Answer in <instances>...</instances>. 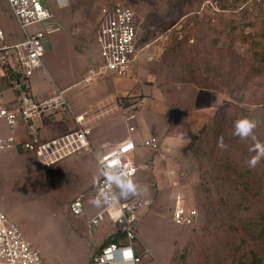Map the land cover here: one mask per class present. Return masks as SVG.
I'll return each mask as SVG.
<instances>
[{"label": "rangeland", "instance_id": "rangeland-1", "mask_svg": "<svg viewBox=\"0 0 264 264\" xmlns=\"http://www.w3.org/2000/svg\"><path fill=\"white\" fill-rule=\"evenodd\" d=\"M115 1L132 7L139 43L147 46L123 75L106 71L92 82L81 81L82 72L90 66L88 60L97 55V25ZM54 3L52 17L62 28L49 33L52 49L44 54L43 66L29 77L35 96H48L47 92L56 87L63 89L74 112L86 111L92 137L111 144L127 138L132 132L130 125L137 129L129 136L135 141H143L149 134L162 141L167 130L183 135L182 141L170 149L162 141L164 156L177 160V175L167 177L152 164L142 167L147 153L140 152L134 161L138 173L128 179L136 186L137 196L152 199L151 205L140 212L133 242L145 251L144 260L150 259V264H180L177 256L188 246L192 264H249L252 252L258 256V264H264V158L249 167L252 155L246 157L247 153H257L256 146L264 151V0ZM17 22L6 0H0V26L6 41L24 39ZM42 27L41 22H35L26 30L30 34ZM145 50L154 55L152 60ZM5 93L14 96L11 89ZM129 94H138L134 98V102L140 99L138 107L119 104L118 96ZM130 98L125 105L130 104ZM130 114L135 118L127 120ZM69 117L50 116L45 127L53 135L60 134L68 127ZM242 118L256 122L247 138L234 134V123ZM55 119L59 121L54 123ZM40 122L38 116L33 117L35 125ZM10 134L16 140L22 133L17 125L9 126L0 119V135ZM221 138L225 147L218 145ZM97 141L94 139L95 147ZM203 148L210 152L207 150L201 158V167L196 153L202 154ZM230 158L253 170L255 184L248 191L242 190L240 198L234 183H227L219 194L210 185L205 195L203 188H198L202 169L225 167ZM91 160L87 148L52 164L42 163L34 150L0 149V207L38 248L43 264L92 261L95 248L88 249L97 247L98 240L111 231L110 225L105 223L102 228L100 223L92 236L83 217L69 210L70 199L83 188L88 216L104 206L93 186L86 187L79 180L82 176L91 180L98 174ZM172 178L179 180V186L166 188ZM173 188L198 207L197 224L173 221ZM211 196L220 205L225 200L233 210H222L203 229ZM96 198L99 206L90 203Z\"/></svg>", "mask_w": 264, "mask_h": 264}, {"label": "built area", "instance_id": "built-area-1", "mask_svg": "<svg viewBox=\"0 0 264 264\" xmlns=\"http://www.w3.org/2000/svg\"><path fill=\"white\" fill-rule=\"evenodd\" d=\"M47 1L6 0L25 37L18 42H8L0 26V84H4L0 86V119L9 126L24 120L28 136L23 140H15L12 134L0 135V149L12 147L17 150H34L42 163L52 164L70 153L87 148L101 169L95 191L102 196L104 205L89 222L93 225L107 220L114 227L113 238L95 254L93 264H140L142 255L134 252L133 242L140 212L149 207L152 201L148 197L121 195L125 188L118 183L137 173L134 154L138 145L132 138L125 137L116 143L95 147L92 144V127L86 121V111L74 112L63 89L56 87L44 98H38L32 92L29 77L34 70L43 66L44 54L52 49L49 33L61 28L53 20L51 6ZM35 22H41L43 27L29 34L26 27ZM137 23L135 12L127 3L115 1L110 6L95 33L97 55L89 60L90 66L86 68L81 80L89 83L106 71L123 75L135 65L133 63L139 52H143L147 46L139 43ZM7 89H11L14 96L6 95ZM68 115L71 127L52 137H42L32 120L34 116L42 120L50 119V116L62 119ZM134 118V114L126 116L127 120ZM128 128L130 131L135 130L133 125ZM141 146L154 150L158 158L164 157L162 141L154 135L146 137ZM82 198L83 192L70 199L68 206L71 214L84 213ZM172 203V218L176 224L192 225L197 222L200 211L195 204L188 203L184 193L174 191ZM0 264H43L38 248L29 243L19 226L11 222L1 207Z\"/></svg>", "mask_w": 264, "mask_h": 264}, {"label": "crops", "instance_id": "crops-1", "mask_svg": "<svg viewBox=\"0 0 264 264\" xmlns=\"http://www.w3.org/2000/svg\"><path fill=\"white\" fill-rule=\"evenodd\" d=\"M48 2V4L51 6V9H52V7L53 6H55L54 4V2H55V0H48L47 1ZM55 18V17H54ZM104 18V17H103ZM60 26H61V28H62V25L61 24H59ZM98 25H99V23H98ZM98 25H97V27H98ZM60 28V29H61ZM59 29V30H60ZM56 31H58V30H56ZM56 31H54V32H56ZM6 36V35H5ZM6 40H7V37H6ZM13 42V41H12ZM16 42H18V41H16ZM145 53H147L146 52V50H145ZM147 55H148V58L150 59V60H152L153 58H154V55L152 54V53H147ZM151 56H152V58H151ZM90 60V59H89ZM89 60H88V62H89ZM141 60H143V58L141 59ZM87 67V66H86ZM85 67V68H86ZM84 73L85 72H82V76L84 75ZM80 81V79L78 80V82ZM82 81V80H81ZM92 82V81H91ZM74 83H76V82H74ZM49 92H50V90L47 92L48 93V95H49ZM52 93V92H51ZM138 94H129V95H127V96H124V97H122L121 98V96L119 95L118 96V98H117V101L119 102V104L121 103L122 105H124V106H133V107H138L137 106V104H138V100H140V99H137V101L136 102H134L135 100H134V98H135V96H137ZM44 97H47V96H44ZM44 97H38V98H44ZM128 97H131L130 98V101H129V103L130 104H127V105H125L126 104V98H128ZM89 110V109H88ZM79 111V110H78ZM97 111H95L94 110V114L96 113ZM49 119V117L48 118H46V119H44V118H42V120H40L41 122L40 123H38L37 124V126H38V130L40 131V133H41V136L42 137H46V136H50V137H52V136H55V135H59V134H51L50 133V131L45 127L50 121L48 120ZM32 120H33V118H32ZM65 120V119H64ZM49 121V122H48ZM57 121H59V120H57V119H55L54 120V123L55 122H57ZM52 123V122H51ZM90 122L88 121V124H89ZM90 125V124H89ZM17 126L19 127V129H20V131H21V135L20 136H18V137H20L19 139H17L16 138V140H23V139H25L27 136H28V134H27V131H26V129H27V126H26V123H25V121L24 120H20L19 121V123L17 124ZM91 126V125H90ZM71 127V121H69V125H68V127L65 129V131H63L62 133H64V132H66V131H68V129ZM137 130V129H136ZM136 130H134V131H132V132H130L129 133V136H132V133L133 132H135ZM62 133H60V134H62ZM151 135H153V134H151ZM150 134L149 135H145V137H143V139H145L146 137H148V136H151ZM128 136V137H129ZM155 136V135H154ZM183 135H181V133H177V132H175V133H173V131H168L167 130V132H166V134L164 135V136H162V141L167 145V146H169V149L170 148H172L171 146H173V147H175V145H176V142L177 143H179L180 141H182V139H183V137H182ZM127 137V138H128ZM124 138V137H123ZM123 138H121V139H123ZM94 139H96V140H98L97 142H98V146L100 145V144H107V143H111V141H102V139L101 138H95V137H92V144H94L93 142H94ZM134 140V139H133ZM119 140H116V142H118ZM135 141V140H134ZM142 141V140H141ZM141 141H135L136 142V144L138 145V147H137V149H136V151H135V154H134V161L136 160V157H137V154L138 153H147V155H146V157H145V159H144V163H142L141 164V166L142 167H144L145 168V166H147V167H150V165L152 164L153 165V169H155V170H157V171H160V172H163V173H166L165 175L168 177L169 175H171V176H175V175H177V170L175 169V167H174V165L176 164V162H177V160L175 161V158L173 159L172 157H169V156H164V157H161V158H154V155H155V153H154V150H152L151 148H149V147H147V146H141ZM115 142V143H116ZM88 151V150H87ZM89 152V151H88ZM75 153V152H74ZM78 153V152H77ZM79 153H81V151L79 152ZM90 154H91V156H92V158H93V160H91V163L95 166V168H97V172H98V174H96L95 176V178L94 179H91V180H93V181H91V180H89V179H87L86 178V176H82V177H80L79 178V180H80V182H82V183H86L85 184V186L86 187H89L90 185L91 186H93V189H95V186H96V183H97V180H98V178L100 177V174H101V169H100V167H98V165H97V163H96V161H95V159H94V157H93V155H92V153L91 152H89ZM70 154H73V153H70ZM69 156V155H68ZM67 157V156H66ZM65 158V157H64ZM174 160V161H173ZM137 163V162H136ZM157 168V169H156ZM152 169V170H153ZM171 171H173L174 172V174H170V172ZM137 173H138V171H137ZM136 173V174H137ZM135 174V175H136ZM134 175V176H135ZM142 175H144V174H142ZM91 182H93V183H91ZM176 182V184H174ZM91 183V184H90ZM179 184H180V182H179V180L178 179H175V178H172L171 179V182H170V184L167 182V184L165 185V187L166 188H168V187H170V185L171 186H173V187H178L179 186ZM84 189L85 188H83V190L82 191H80L79 193H81V192H83V197H84V194H85V191H84ZM174 190L176 191V188H173L172 190H170V195H172V193L174 192ZM79 193H77V194H79ZM76 194V195H77ZM129 194V193H128ZM75 195V196H76ZM131 195H136V193H133V194H131ZM74 197V196H73ZM72 197V198H73ZM149 198V197H148ZM172 198V197H171ZM151 199V198H150ZM151 201H152V199H151ZM70 202V201H69ZM152 203V202H151ZM151 205V204H150ZM84 206H85V204H84ZM85 211H86V206H85ZM85 211H84V213L82 214V215H74V216H78V217H83V220H84V223H85V225L87 226V229H90L89 231H90V233H91V235L92 236H94L95 235V233H96V231H97V227H98V225L100 224V223H102V228L104 227V226H106V224H108V225H110L111 226V231L108 233V235L106 236V237H102V239H100V240H98V242L100 243L97 247L96 246H91L89 249H88V251H91L90 249H93V248H95V250H93L94 252H95V254L101 249V247H102V245L103 244H105L106 242H108V239L109 238H113V225L109 222V221H107V220H102V222L100 221L98 224H91L89 221V219L91 218V217H93V216H88L87 215V213H85ZM106 223V224H105ZM101 229V228H100ZM134 246V245H133ZM134 252L136 253V254H138V255H142V259H141V263L142 264H150V259H149V261H148V259H147V261H145L144 260V256H143V251H142V249H140L139 247H135L134 246ZM144 250V249H143ZM90 261L88 260L87 261V263L85 262L84 264H88ZM153 262H156V261H153ZM140 263V264H141Z\"/></svg>", "mask_w": 264, "mask_h": 264}, {"label": "trees", "instance_id": "trees-1", "mask_svg": "<svg viewBox=\"0 0 264 264\" xmlns=\"http://www.w3.org/2000/svg\"><path fill=\"white\" fill-rule=\"evenodd\" d=\"M3 85L4 84H2V83L0 84V86H2V87H3ZM207 132L208 131H206V129L203 130L204 134H206ZM207 150H209V149L203 148L202 154L196 153V156L198 158H200L199 164L201 167H204L203 166L204 162L201 160V158L207 153ZM209 152H210V150H209ZM233 152H236V150ZM251 155L255 156V155H257V153L256 154L255 153H247L246 157L249 158ZM224 166L225 167L213 166L212 170H210V171L208 170L209 167H206L203 169L201 168L203 172H201V175H200L201 179L198 183V188H200V186H201V188H203L205 195H206L209 192L210 185H212L214 187V190L216 191V194H219L227 183H230V184L232 183V185L234 183L235 184L234 188L237 191L239 198L242 197L240 194L241 191L242 190L248 191L250 189V187L253 184H255V182H256V177L254 176L255 173L248 166L240 165V163L236 159H233V158L228 159V161L225 162ZM218 199L221 200L220 198H218ZM208 202H209L210 206L207 209V213H205V217H206L205 219L206 220L204 222L203 229H205L206 225L209 224V221L212 220L214 216L219 215V213H221L222 210H224V211L233 210V207L229 206V203L226 202L225 200H224V205H222V204L220 205L211 196V197H208ZM239 203H240V201H239ZM198 221L199 220H197V222ZM197 222L192 224V225L197 224ZM197 236L202 237L201 234H198ZM111 239L112 238H109L108 241ZM190 249L191 248L186 246L185 249L178 254L177 257H178L180 264H192L193 263L192 257L188 251ZM232 260H233V258H232ZM213 263H215V262H212V264ZM258 263H260L258 256L254 252H252L249 264H258ZM88 264H93V260L90 261Z\"/></svg>", "mask_w": 264, "mask_h": 264}, {"label": "clouds", "instance_id": "clouds-1", "mask_svg": "<svg viewBox=\"0 0 264 264\" xmlns=\"http://www.w3.org/2000/svg\"><path fill=\"white\" fill-rule=\"evenodd\" d=\"M63 3L67 4V0H63ZM242 125L244 126L242 128ZM256 127V122L253 120H249L247 118L238 119L234 123V134L240 135L241 138H247L249 134L252 133V131ZM218 145L220 147H225V145L222 142V138L218 140ZM262 146H256L257 155L252 156L248 163L249 167H255L257 163L260 162L262 158H264V151H261ZM111 179H115L111 177ZM118 183L122 184L124 188L127 190L126 192L122 189L121 195H127L128 193H135L136 186L132 183L131 180H122L118 181ZM90 203L99 206L100 200L98 198L90 200Z\"/></svg>", "mask_w": 264, "mask_h": 264}, {"label": "snow or ice", "instance_id": "snow-or-ice-1", "mask_svg": "<svg viewBox=\"0 0 264 264\" xmlns=\"http://www.w3.org/2000/svg\"><path fill=\"white\" fill-rule=\"evenodd\" d=\"M244 126L242 125V128H243Z\"/></svg>", "mask_w": 264, "mask_h": 264}]
</instances>
